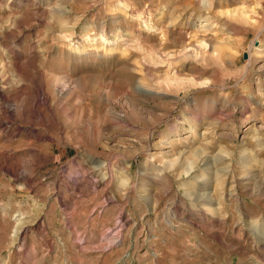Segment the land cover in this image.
Instances as JSON below:
<instances>
[{"label": "rangeland", "instance_id": "obj_1", "mask_svg": "<svg viewBox=\"0 0 264 264\" xmlns=\"http://www.w3.org/2000/svg\"><path fill=\"white\" fill-rule=\"evenodd\" d=\"M0 264H264V0H0Z\"/></svg>", "mask_w": 264, "mask_h": 264}]
</instances>
